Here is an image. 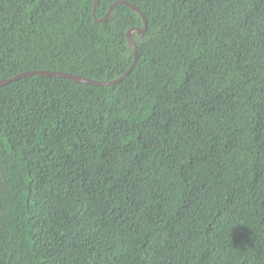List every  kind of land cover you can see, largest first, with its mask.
Returning a JSON list of instances; mask_svg holds the SVG:
<instances>
[{
	"label": "trees",
	"instance_id": "16d2710c",
	"mask_svg": "<svg viewBox=\"0 0 264 264\" xmlns=\"http://www.w3.org/2000/svg\"><path fill=\"white\" fill-rule=\"evenodd\" d=\"M124 1L123 80L0 86V264H264V0ZM92 12L0 0V80L119 77Z\"/></svg>",
	"mask_w": 264,
	"mask_h": 264
},
{
	"label": "water",
	"instance_id": "95a60500",
	"mask_svg": "<svg viewBox=\"0 0 264 264\" xmlns=\"http://www.w3.org/2000/svg\"><path fill=\"white\" fill-rule=\"evenodd\" d=\"M99 4V0H93V16L95 17V11L96 8ZM118 4H123L126 5L127 7H129L131 10L137 12L143 21V26L142 28H131L127 31V44L130 48H132L133 51V60L130 64V66L126 69V71L121 74L119 77L113 79V80H109V81H99V80H93V79H89L77 74H71V73H67V72H59V71H48V70H37V71H25L22 73H18L15 76L8 78V79H4V80H0V86H3L11 81H15L18 80L20 78L26 77V76H30V75H41V76H54V77H62V78H67L70 79L76 83H82V84H87V85H102V86H109L115 83H118L119 81L123 80L134 68L136 62H137V48H136V44L133 40L132 37V33L135 31L137 34L142 35L146 32L147 30V23H146V19L145 16L143 15V13L138 9V7H136L134 4L124 1V0H116L114 1L107 9L106 13L104 14L103 17H101L100 19H97L95 17V19L98 22H105L111 15L112 10L118 5Z\"/></svg>",
	"mask_w": 264,
	"mask_h": 264
}]
</instances>
